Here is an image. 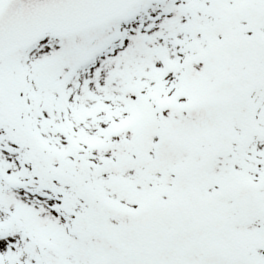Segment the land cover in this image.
Listing matches in <instances>:
<instances>
[{
  "label": "snow or ice",
  "instance_id": "1",
  "mask_svg": "<svg viewBox=\"0 0 264 264\" xmlns=\"http://www.w3.org/2000/svg\"><path fill=\"white\" fill-rule=\"evenodd\" d=\"M0 264H264V0H0Z\"/></svg>",
  "mask_w": 264,
  "mask_h": 264
}]
</instances>
